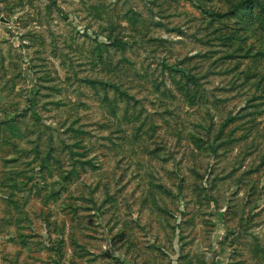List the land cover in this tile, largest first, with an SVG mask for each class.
<instances>
[{
  "label": "rangeland",
  "instance_id": "1",
  "mask_svg": "<svg viewBox=\"0 0 264 264\" xmlns=\"http://www.w3.org/2000/svg\"><path fill=\"white\" fill-rule=\"evenodd\" d=\"M0 264H264V0H0Z\"/></svg>",
  "mask_w": 264,
  "mask_h": 264
}]
</instances>
